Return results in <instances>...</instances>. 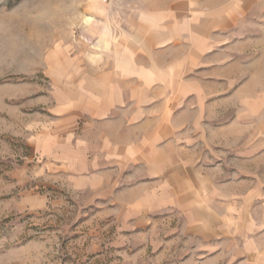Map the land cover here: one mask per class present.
Returning a JSON list of instances; mask_svg holds the SVG:
<instances>
[{
	"label": "rangeland",
	"instance_id": "374dc122",
	"mask_svg": "<svg viewBox=\"0 0 264 264\" xmlns=\"http://www.w3.org/2000/svg\"><path fill=\"white\" fill-rule=\"evenodd\" d=\"M172 1L0 0V264H264V52L250 72L205 54L185 77L198 83L193 96L171 109L173 125L189 126L171 135L173 185L184 168L199 176L205 209H184L178 194L171 209H135L133 188L149 174L93 187L37 155L36 134L63 121L73 97L71 63L88 78H116L132 45L140 67L189 55L188 46L148 53L172 23L141 15ZM156 88L158 116L178 85ZM77 127L83 136L84 120Z\"/></svg>",
	"mask_w": 264,
	"mask_h": 264
},
{
	"label": "crops",
	"instance_id": "0c3cea01",
	"mask_svg": "<svg viewBox=\"0 0 264 264\" xmlns=\"http://www.w3.org/2000/svg\"><path fill=\"white\" fill-rule=\"evenodd\" d=\"M164 5L163 9L141 15L142 20L149 22L172 23L161 30L160 43L155 35L154 41H149L148 53L153 54L156 47H169V51L175 46H188L181 52L189 55L179 64L166 61L158 66L148 62V67H140L139 51L132 45L131 57L116 63V78H88L79 64L71 63L70 77L65 79L67 83L63 81L73 92V97L62 102L66 116L55 128L36 134L35 146L38 156L49 159L47 164L59 167L69 179L91 181L93 187L97 181L99 187L104 182L109 187L123 180L124 173H134L136 179L141 172L149 174L153 181L143 180L146 183L133 188L134 192L139 191L129 202H134L135 209H171L173 194H178L184 209H205L203 179H193L184 168L178 176L181 184L173 185L171 135L185 130L188 133L189 126L173 125L171 109L182 108L193 96L198 83L185 77L205 54L217 57V64L234 60L229 69L241 68L242 60L244 71L256 68L251 56L264 52V0H173ZM93 21L92 16H87L85 22ZM105 42L101 38L95 47ZM172 81L178 88L163 97L166 102L159 107L162 113L157 116L151 102L155 100L154 88ZM141 87L147 97L141 98ZM81 120L83 136L78 135L77 129ZM241 208L249 209L247 203Z\"/></svg>",
	"mask_w": 264,
	"mask_h": 264
}]
</instances>
